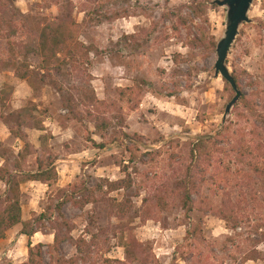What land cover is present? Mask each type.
I'll use <instances>...</instances> for the list:
<instances>
[{
	"label": "rangeland",
	"instance_id": "rangeland-1",
	"mask_svg": "<svg viewBox=\"0 0 264 264\" xmlns=\"http://www.w3.org/2000/svg\"><path fill=\"white\" fill-rule=\"evenodd\" d=\"M215 1L12 0L24 18L18 36L11 39L15 50L10 49L7 38L0 37V117L11 115L6 122L13 126L17 119L13 111L27 106L36 117L58 124L59 139L47 144L58 155L57 180L49 187L27 185L21 189V198L30 220H36L49 206L68 201L64 214L73 225V236L88 241L93 235L99 237L86 250L87 262L77 264H104L105 259L136 264L124 248L130 235L150 249L151 264H198L201 258L212 259L213 264H240L244 254L255 250L261 259L248 264H264V205L260 201L246 208L237 232L212 212L220 206L222 194L211 182L192 198V213L183 208L181 183L191 164L195 140L214 135L226 121L235 119L239 104L225 119L236 94L216 76L218 55L212 42L218 47L225 37L228 8ZM200 4L205 5L200 8ZM70 9L77 23V43L93 48L92 54L79 53L77 64L47 79V85L35 78L21 80L9 65L15 63L21 73L26 71V61L31 69L38 68L42 59L26 56L24 47L39 50L45 30ZM249 17L252 22L241 27L227 65L247 98L261 103L264 0L254 1ZM53 83L81 111L96 98L110 128L100 133L92 118L86 117L84 124L72 120ZM38 138V134L31 135L32 142L40 146ZM14 152L8 148L0 154L14 160ZM35 153L34 149L32 157L24 161L27 172L37 170L38 157L46 158L44 152ZM221 159L227 164L231 161ZM129 179L133 183L129 190L107 195L108 188H100L107 181ZM263 188L264 184L254 186L257 191ZM84 189L93 196H79L77 200L83 204L91 201L80 210L73 200ZM64 190L68 195L62 194ZM119 204L131 207L123 218L117 217ZM40 227L32 243L53 245L51 225L46 222ZM194 229H199L204 244L187 241L188 232ZM21 231L22 227L12 230L0 245V264L28 261L29 241L22 238ZM61 255L67 260L80 257L70 244L63 246Z\"/></svg>",
	"mask_w": 264,
	"mask_h": 264
},
{
	"label": "trees",
	"instance_id": "trees-1",
	"mask_svg": "<svg viewBox=\"0 0 264 264\" xmlns=\"http://www.w3.org/2000/svg\"><path fill=\"white\" fill-rule=\"evenodd\" d=\"M13 3L12 0H0V37L8 39L11 50H15L12 49L11 39L18 36L20 22L24 18L18 13V9ZM204 5L200 4L199 7L203 8ZM181 22L185 24L184 20ZM76 25L73 10L70 9L67 13L59 16L56 23L45 30L46 32L41 36L42 43L39 50L30 46L24 47L26 56L34 54L42 59L38 68L31 69V65L27 61L23 64L26 69L24 73L19 71L15 63L9 67L15 69L16 75L23 81L35 78L47 85V79H53L54 76L62 74L65 67L77 64L79 53L92 54L93 48L77 43L74 32ZM262 26L264 25L262 24ZM176 30L178 31V28ZM212 47L213 50H216L217 43L212 42ZM236 82L242 92V98L235 107L237 109L235 119L226 121L214 135L200 136L195 140L191 150V164L186 169V179L181 183L183 208L187 213L194 211L192 198L194 195L200 194V188L210 182L214 186H218L221 190L222 200L220 206L213 208L212 212L226 223L228 229L235 232L242 228L243 213L246 208L251 207L253 201L259 204L261 202V205H264V188L261 191L254 189V186L264 184V99L259 103L247 98L243 93L239 79L236 78ZM54 86L63 98L64 109L69 112L72 120L84 124L86 117L92 118L100 133L110 128V122L102 116L99 101L96 98L93 103L83 105L84 110L81 111L80 106L65 94L63 88L55 84ZM90 99L92 98L90 97ZM7 100L8 97L4 99L2 105ZM13 116L17 119L15 120L16 128L12 129V134L26 144L24 155H22L26 159L27 156L32 155L34 148L23 130L45 131L44 121L42 118L36 117L33 110L28 107L20 111L18 115ZM50 139L47 136L41 138L42 151L35 154L39 156L40 153L44 152L46 158H37V170L34 173L14 176L9 175L7 168L0 171V180L6 183L8 187L7 192L0 196V241L5 240L11 230L21 226V234L29 238L28 261L23 264H77L79 261L87 262L86 250L94 246L99 237L93 235L91 241H88L84 237L76 239L73 236V225L64 214V207L68 202L64 200L65 197H62L61 200L64 201L57 203V205L49 206L36 220L24 221L23 219L21 184L23 182L48 184L57 180L58 174L54 166L56 159L47 145ZM100 148L104 149L105 147L101 146ZM222 156L230 158L231 161L227 164L221 159ZM14 166L15 169L21 168L20 163H16ZM123 172L128 175L127 169ZM21 176L24 177L23 180L17 181V178ZM132 185L130 179L122 183L107 181L100 188L102 190L108 188L107 195H109L121 189L129 190ZM62 194L68 195V190L62 191ZM75 194L73 204L76 208L84 210L87 205L91 204L89 199L84 204L77 200L81 195L91 198L93 195L89 189H84ZM159 198L160 202L165 200L162 196ZM117 209V217L123 218V216L128 215L131 207L119 204ZM46 222L51 225L54 244L34 246L31 240L41 232L40 226ZM127 240L128 243L124 246L127 257L136 264H151L153 255H151L150 249L138 242L132 235ZM187 241H200V244L206 242L200 238L199 229L188 232ZM66 244H70L76 249L80 256L78 259L67 260L61 255L63 246ZM260 259L258 251L255 250L244 254L240 264H248ZM233 260L237 262V257H233ZM120 263L111 259L104 260V264ZM198 264L213 263L212 259L201 258Z\"/></svg>",
	"mask_w": 264,
	"mask_h": 264
},
{
	"label": "crops",
	"instance_id": "crops-1",
	"mask_svg": "<svg viewBox=\"0 0 264 264\" xmlns=\"http://www.w3.org/2000/svg\"><path fill=\"white\" fill-rule=\"evenodd\" d=\"M15 99H18V98L15 97ZM26 108H27V106H24L19 111H13L12 114L18 115V113L20 111H22ZM4 116H5V118H2V119L0 118V151H1V149L13 148V150L15 151L14 152L15 159L12 160V159L7 158L6 156L0 154V171L4 168L5 169L7 168V170L10 173L9 175H14V176H16V175H22L23 176L26 173H34L35 171L34 172H27L26 170H24V169H26V166H24V161H26L28 158L32 157V155L27 156L26 159H24V157H22V155H24V152H25L26 144L20 138L14 136L12 134V129L16 128V123L12 124L13 126H11V124L9 122H6V118H8V117L11 118V115L5 114ZM40 118H42V117H40ZM43 121H44L45 131L30 130V129H24L23 130V132L28 136L31 145L33 146V148L35 150H37V152L40 150L42 151V148H43V143L41 141L42 137H44V136L46 137L47 135H50L51 139L49 141L52 140V142H53V141H57L59 139V134H60L58 132L59 131L58 130L59 129L58 124H55L54 122H52L51 119L48 122H46L47 120H43ZM32 134H38L39 135L38 141H39L40 146L35 145L32 142V139H31ZM57 156L58 155H56V157H55L56 163L54 166L56 167V172L58 174L57 166H58L59 160H58ZM15 160H18V161L15 162ZM16 163H20V166H21L20 169L14 168L15 167L14 164H16ZM36 163H37V159H36ZM23 167H24V169H23ZM53 182L48 183V184H42L39 182H26V184H23V183L21 184V189L23 190L24 187L27 185H41V186L49 187ZM7 190H8V187H7L6 183H4L0 180V196H3L7 192ZM23 219H24V221L30 220V219H27L25 217L24 206H23ZM18 227H21V226H18ZM18 227H16V228H18ZM16 228H14V229H16ZM11 231L8 233V235L11 233ZM8 235H7L5 240L0 241V245H2L5 241H7ZM38 235H39V233L36 234L32 238V242ZM22 238H27L29 241V238L26 236L22 235ZM35 244H34V246H36Z\"/></svg>",
	"mask_w": 264,
	"mask_h": 264
},
{
	"label": "water",
	"instance_id": "water-1",
	"mask_svg": "<svg viewBox=\"0 0 264 264\" xmlns=\"http://www.w3.org/2000/svg\"><path fill=\"white\" fill-rule=\"evenodd\" d=\"M254 1L255 0H217L214 2V4L219 7L228 8L227 29L225 37L218 44V59L215 65L216 76H221L232 87L236 94L226 109L225 119L230 116L232 109L242 98V92L237 85L235 77L230 72L227 62L231 49L239 36L241 27L252 22L249 14Z\"/></svg>",
	"mask_w": 264,
	"mask_h": 264
}]
</instances>
